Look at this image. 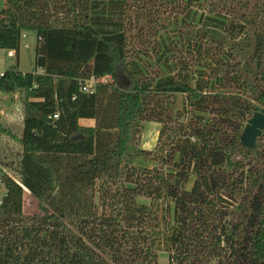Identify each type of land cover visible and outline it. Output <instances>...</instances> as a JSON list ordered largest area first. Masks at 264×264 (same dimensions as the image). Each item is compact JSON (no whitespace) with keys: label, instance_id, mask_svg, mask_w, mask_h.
<instances>
[{"label":"trees","instance_id":"trees-1","mask_svg":"<svg viewBox=\"0 0 264 264\" xmlns=\"http://www.w3.org/2000/svg\"><path fill=\"white\" fill-rule=\"evenodd\" d=\"M25 31L34 69L0 82L24 96L0 264H159L160 244L167 264H264V130L240 142L264 114V0H4L0 49ZM144 122L160 124L152 150ZM25 190L41 215L23 213Z\"/></svg>","mask_w":264,"mask_h":264},{"label":"rangeland","instance_id":"rangeland-1","mask_svg":"<svg viewBox=\"0 0 264 264\" xmlns=\"http://www.w3.org/2000/svg\"><path fill=\"white\" fill-rule=\"evenodd\" d=\"M4 6V0H0V11ZM170 9L163 7L161 11L162 22L156 28L157 35L160 32H165L168 18L172 16L169 14ZM132 15V14H131ZM170 29V28H169ZM181 34L185 35L184 28L182 27ZM133 33V32H132ZM177 31L168 33L170 37ZM151 39H154L153 37ZM35 45H36V35L33 31H25L21 36V41L17 54L9 55V50L0 49V60L2 61V68L8 70L13 66L21 72H30L34 69V58H35ZM138 47L140 45H137ZM127 81V80H126ZM120 83L124 84L125 79H121ZM90 86H93V80L88 81ZM23 93L19 90L13 92H3L0 91V126L8 130L7 133L0 132V170L5 171L13 178L18 180V165L21 156V145L19 143L18 136L20 135L22 128V118H23ZM182 96H177V108H181ZM81 125H94V120L92 119H81ZM141 134L138 139L137 147L140 149L152 150L157 144L160 124L156 122H144L141 124ZM133 165L137 167L151 168L156 163L148 158L134 157ZM191 183V180H190ZM190 183L188 187L190 186ZM5 195V188L3 184L0 183V200ZM137 201L140 203H149V199L139 197ZM23 213L26 215H41L38 208V200L25 190L23 195ZM159 264H167L168 253L165 246L160 244L156 249Z\"/></svg>","mask_w":264,"mask_h":264},{"label":"water","instance_id":"water-1","mask_svg":"<svg viewBox=\"0 0 264 264\" xmlns=\"http://www.w3.org/2000/svg\"><path fill=\"white\" fill-rule=\"evenodd\" d=\"M121 85L124 84L121 83ZM263 130L264 114L261 111H255L252 116L248 118L240 135L241 144L248 149H254L256 140Z\"/></svg>","mask_w":264,"mask_h":264},{"label":"built area","instance_id":"built-area-1","mask_svg":"<svg viewBox=\"0 0 264 264\" xmlns=\"http://www.w3.org/2000/svg\"><path fill=\"white\" fill-rule=\"evenodd\" d=\"M15 54V51L14 50H9V55H13ZM16 55V54H15ZM6 70H4L2 68V61L0 60V82H1V78L2 76L4 75ZM81 90L83 92H91V86L88 84V82H84V84L82 85L81 87ZM57 115H54V117H56ZM0 183H1V175H0Z\"/></svg>","mask_w":264,"mask_h":264}]
</instances>
